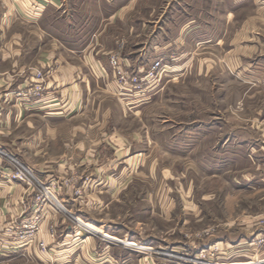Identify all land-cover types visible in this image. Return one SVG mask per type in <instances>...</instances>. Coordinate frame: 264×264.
<instances>
[{
    "label": "rangeland",
    "instance_id": "obj_1",
    "mask_svg": "<svg viewBox=\"0 0 264 264\" xmlns=\"http://www.w3.org/2000/svg\"><path fill=\"white\" fill-rule=\"evenodd\" d=\"M125 1L132 27L148 28L137 40L131 37L132 44L175 41L180 47L149 51L148 60L161 57L169 67L140 88L143 96L109 101L124 111L108 115V122L124 124L122 131L133 140L126 174L117 176L120 190H105L113 172L98 180L73 161L68 165L62 178L73 200L63 206L69 210L68 240L96 236L94 257L78 258L76 250L68 264H264V240L256 239H264V209L258 225L251 223L252 189L231 182L253 169V138L264 141V0ZM112 84L108 90L120 95ZM94 130L103 138L94 146L100 154L96 166L107 165L114 151L106 143L111 128ZM231 131L241 141L226 152L222 136ZM52 182L58 203V182ZM35 214L44 216L38 209L26 218ZM47 260L15 258L7 264H63Z\"/></svg>",
    "mask_w": 264,
    "mask_h": 264
},
{
    "label": "crops",
    "instance_id": "obj_2",
    "mask_svg": "<svg viewBox=\"0 0 264 264\" xmlns=\"http://www.w3.org/2000/svg\"><path fill=\"white\" fill-rule=\"evenodd\" d=\"M125 2L0 0V150L8 154H0V264L15 258L44 263L48 258H60L68 264L75 261L70 256L76 250L78 258L95 255L96 236L92 233L73 239L74 242L68 240L71 225L65 213L69 210L63 206L69 204L72 190L62 178L68 165L74 163L83 175L98 180L106 172H113L108 175V192L115 193L122 186L115 184L117 176L126 174L133 140H128L122 131L124 124L108 122V115L124 111L122 105L109 101L117 96L141 97L144 92L117 95L108 90L114 88L109 54L118 48V39L123 38L120 54L127 68L136 69L148 61L149 51L156 55L169 47H180L175 41L132 44L131 37L137 40L148 28L140 32L132 27L131 11ZM38 70L45 73L40 95L18 96L16 92L23 91ZM105 126L111 128L105 133L106 143L114 151L109 154L107 165L96 166L100 154L95 147L101 145L102 136L94 129ZM260 129L264 136V126ZM82 130L91 135L83 137ZM253 139L249 152L253 169L233 175L231 182L241 190L252 189L250 204L255 211L250 221L258 225L259 211L264 209V141ZM222 140L226 152L230 143L241 141L237 131L225 132ZM261 150L263 153H259ZM10 158L44 184L57 181L56 198L61 205L51 195L38 200L34 183L10 178L16 169ZM38 202L44 213L39 229L31 238L20 239L15 227L33 213ZM53 203L57 211L52 210ZM69 242L75 245H68Z\"/></svg>",
    "mask_w": 264,
    "mask_h": 264
},
{
    "label": "built area",
    "instance_id": "obj_3",
    "mask_svg": "<svg viewBox=\"0 0 264 264\" xmlns=\"http://www.w3.org/2000/svg\"><path fill=\"white\" fill-rule=\"evenodd\" d=\"M125 41L122 39L118 42V49L109 54V64L113 71V81L116 84L118 94L123 93H135L141 91L142 86L151 85L153 82L159 80L162 76L163 71L169 67V62L165 61L163 58L158 57L148 61H145L138 69H129L126 67L123 58L120 54V50L123 48ZM44 76L45 73L38 70L35 77L31 82L25 86L23 91H17L16 94L24 96H35L40 95V92L44 89ZM0 154L8 156L7 152L0 150ZM12 159V158H10ZM15 164L16 169L10 173V178L19 179L29 183H34L37 190L36 198L40 201L51 195L53 182L50 181L48 184H44L39 179H37L33 174L29 173L28 170L12 159ZM30 179V180H29ZM39 209V202L35 211ZM40 218L38 214H35L32 218H23L20 225L15 227L16 234L20 239L31 238V236L36 233L39 227ZM264 224V216L259 221ZM258 243L262 242L263 236L256 238Z\"/></svg>",
    "mask_w": 264,
    "mask_h": 264
},
{
    "label": "bare ground",
    "instance_id": "obj_4",
    "mask_svg": "<svg viewBox=\"0 0 264 264\" xmlns=\"http://www.w3.org/2000/svg\"><path fill=\"white\" fill-rule=\"evenodd\" d=\"M23 181V180H22ZM262 218V217H261Z\"/></svg>",
    "mask_w": 264,
    "mask_h": 264
}]
</instances>
